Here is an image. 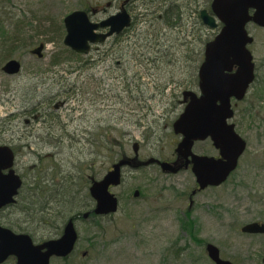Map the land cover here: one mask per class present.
I'll return each instance as SVG.
<instances>
[{
	"label": "rangeland",
	"instance_id": "374dc122",
	"mask_svg": "<svg viewBox=\"0 0 264 264\" xmlns=\"http://www.w3.org/2000/svg\"><path fill=\"white\" fill-rule=\"evenodd\" d=\"M124 4L132 24L120 36L86 55H74L64 45L67 15L95 9L91 18L98 23ZM170 5H176L177 14L166 25L159 18ZM208 6L207 0H0V146L14 150V169L27 178L28 188L38 180L45 187L47 178L54 181L48 184L53 190L43 191L36 203L25 189L28 208L19 195L18 204L0 216V225L37 235L43 207L59 205L49 196L65 199L82 191L89 197L84 178L100 179L124 155L134 157L135 143L142 161L174 159L180 138L172 124L183 111L182 93H198L199 64L193 59L217 33L197 23L195 9ZM16 26L21 40L5 43ZM249 31L260 66L264 29L250 25ZM41 43L40 59L31 51ZM12 59L22 64L19 75L2 71ZM235 109L233 123L248 148L226 183L192 194L197 185L188 169L168 174L159 165L126 168L123 183L112 190L120 199L117 215L79 223L75 253L51 264H213L209 244L218 247L224 260L258 264L264 235L241 229L264 223L263 74ZM194 152L217 154L209 141L197 143ZM86 203L91 200L78 197L72 212L87 211ZM41 227L39 236L45 237L47 228ZM83 251L88 252L85 259Z\"/></svg>",
	"mask_w": 264,
	"mask_h": 264
},
{
	"label": "water",
	"instance_id": "95a60500",
	"mask_svg": "<svg viewBox=\"0 0 264 264\" xmlns=\"http://www.w3.org/2000/svg\"><path fill=\"white\" fill-rule=\"evenodd\" d=\"M211 8L214 16L204 10L201 12V19L212 29L218 27L219 21L222 28L205 46L204 60L198 73L200 93H183L187 105L173 125L174 133L182 136L176 153L186 161L185 165L178 166L154 158L144 163H137L135 159H121L113 165L111 171L90 187V194L96 202V215H109L118 211V199L110 189L121 184L124 167L139 169L157 163L163 172L176 174L191 164L201 190L209 186H221L237 169L247 142L238 134L235 124L231 123L235 114L232 100L242 101L255 80L254 57L248 48L253 44L254 38L249 35L247 26L254 23L264 28V0H213ZM131 23L132 19L125 8L98 23L91 20L87 11H74L64 19V44L77 54H87L92 45L103 44L109 38L121 35ZM104 30L107 32H100ZM43 50L44 44H40L32 54L42 58ZM21 68L19 61L11 60L4 65L3 71L8 75H15L20 73ZM207 139H211L219 151L218 158L193 153L194 144ZM137 151L138 144H135L136 154ZM14 165L15 155L12 149L1 146L0 210L15 203V197L22 186V179L13 169ZM89 214H85V218ZM242 232L264 234V225L251 223L244 226ZM77 241L78 233L73 221L66 225L60 239L41 246H35L28 235H17L0 226V264L10 256L17 258V264H50L52 256L67 257L72 254ZM207 251L216 264H232L221 259L216 246L208 245Z\"/></svg>",
	"mask_w": 264,
	"mask_h": 264
},
{
	"label": "trees",
	"instance_id": "16d2710c",
	"mask_svg": "<svg viewBox=\"0 0 264 264\" xmlns=\"http://www.w3.org/2000/svg\"><path fill=\"white\" fill-rule=\"evenodd\" d=\"M207 2L209 3L210 0H207ZM175 7H176V5L175 6L174 5H170L169 8H167L166 11L164 12L163 17H160L159 18L161 21L162 20L165 21L166 25H169L170 24V21L169 20L175 14H177V13H175ZM195 11L198 14V10L195 9ZM177 17L178 18H181L180 15H177ZM197 23L199 24L200 28H203L204 27L203 24H202V22L200 20ZM19 32H20V28H19V26H16L15 29H14V31L11 33V37L4 39V42L5 43H18L19 40H21L20 37H19ZM58 34H57V36H58ZM9 35L10 34L8 33L7 36H9ZM210 39L211 38H208L207 41H209ZM47 42H51V40L48 39ZM23 44H27V42L24 41ZM203 52H204V49L203 50L199 49L198 50V53H197V57L195 59H193V61L194 62L196 61L199 65L202 62ZM71 53L75 55V53L72 50H71ZM197 68H199L198 65H197ZM197 80H198V77H197ZM36 170H37V168H36ZM46 176H47V173H46ZM22 177L25 178V176H22ZM40 177L42 179H44V176H41L40 175ZM96 178H97L96 176H90V177H88V179L84 178V184H85L84 187L85 188H86V186H89L90 187L91 183L94 180H96ZM26 180H27V178H26ZM49 182H51V186L54 185V181L53 180H50L48 178L45 181V183L47 184V187H45L44 185H42L44 183V181L40 182L38 180V183H35L34 184V187L32 189H30V187L28 188L29 184H28V182H25L24 183V187H23V189L21 190V193H20V197L22 198V201L24 202L23 207L24 208H28V206H29L28 203L25 201V195L23 196V192L25 191V189L28 188V191L31 194V197L30 198L33 199V203H36L38 200H41V198L43 196V191L44 192H48L49 190H53V188H48L49 187V185H48ZM45 188H47V190ZM80 192H81L80 196H72V195L69 194V195L65 196V199H58V198H55L53 196H49L48 197L51 200L53 199V201L57 199V202L59 204V205H56V206H52V205L49 206L47 204V205H45L43 207V210H42V212H43V211L46 210L47 207H51V209H49V210L54 215V218H53L54 224H53V227H52L53 229L51 231L52 232L55 231L56 236H57V234L60 233V232L57 233L58 228H60L62 226V224H64V222H66L64 219L66 217H68V215H70V216L73 215L74 212H72V210H71V205L73 204V202H76V199L78 197H82L84 202H86V198H88L89 200H91V203L90 204H87L86 203L83 207H89V208H91L93 206L92 198L90 197V195H89V197H86L85 194H83L82 191H80ZM25 204H26V207H25ZM40 217H41V215L39 214V218ZM60 221H61V223L59 225V222Z\"/></svg>",
	"mask_w": 264,
	"mask_h": 264
},
{
	"label": "flooded vegetation",
	"instance_id": "af4514ba",
	"mask_svg": "<svg viewBox=\"0 0 264 264\" xmlns=\"http://www.w3.org/2000/svg\"><path fill=\"white\" fill-rule=\"evenodd\" d=\"M211 3H212V0H210V5H211ZM208 12H210V13H212L211 12V9H210V7L208 8ZM262 65V66H261ZM260 66H257V64L255 63V73H256V79L257 80H259L260 78H261V75L263 74L264 75V63H262ZM263 68V69H262ZM180 105H182L183 107H184V104L181 102L180 103ZM180 138V137H179ZM181 140V139H180ZM196 145V144H195ZM173 158L174 159H167L166 161H168V162H171V163H174V164H176V165H185V163H186V161L183 159V158H181L180 156H178L176 153H174L173 154ZM190 169H191V166H190ZM195 191V190H194ZM193 194H195V193H193ZM191 204H192V202H191ZM193 206V205H192ZM93 208H94V206L91 208V209H88L87 211H85V212H74L73 213V215L72 216H69V218L66 220V222H64V224H62V226L60 227V228H58V230H57V233L58 232H60L59 234H57V236H56V234H55V231H51L53 228V224H54V221H53V218H54V215L50 212V210L49 209H51V207H47L46 208V210L45 211H43V212H41V217L39 218V219H37V227H36V231H37V235H36V233H34L33 235H30L31 236V238H32V240H33V242H34V244L36 245V246H41V245H43L44 243H46V242H48V241H51V240H56V239H59V238H61L62 236H63V234H64V230H65V226H66V224L67 223H69V221L70 220H73V223H74V226H75V228H76V230L78 231V224L79 223H81V222H87V221H89V220H91V219H93V218H105V217H102V216H95V215H93V214H91L89 217H87V218H85V216H84V214L86 213V212H92V210H93ZM7 210V208H5V209H3V210H1L0 211V216L1 215H3V217H4V212ZM47 213V214H46ZM46 214V215H45ZM117 215V213L116 214H113V215H110V216H107V217H111V216H116ZM41 226H43V227H45V228H47V233H46V236L44 237H41V235L39 236V233L41 232V230H39V229H41L42 227ZM35 231V232H36ZM78 233H79V231H78ZM79 240H80V234H79ZM76 246V245H75ZM75 248H77V247H75ZM74 248V249H75ZM75 251H76V249H75ZM75 251H74V253H75ZM45 252V251H44ZM165 252V248H163L162 250H161V254H160V256L163 254ZM73 253V254H74ZM72 254V255H73ZM72 255H70V256H68V257H66L65 259H63V258H56V257H58V256H52L51 258H50V264L52 263V260H56V259H63V260H67V259H69ZM87 256H88V252L87 251H83V253H82V257H83V259H85V258H87ZM208 258H209V260L213 263V264H215L211 259H210V257L209 256H207ZM222 258V257H221ZM263 259H264V254H263V257H259L258 258V264H263ZM9 260H12L13 261V264H16V259H14V258H9L8 259V261ZM224 260V259H223ZM230 262H232V264H236L235 262H233V261H230ZM248 262H253L252 260H249ZM194 264H195V262H194Z\"/></svg>",
	"mask_w": 264,
	"mask_h": 264
}]
</instances>
